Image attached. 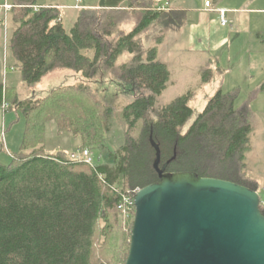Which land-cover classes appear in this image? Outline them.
<instances>
[{"label":"trees","instance_id":"trees-1","mask_svg":"<svg viewBox=\"0 0 264 264\" xmlns=\"http://www.w3.org/2000/svg\"><path fill=\"white\" fill-rule=\"evenodd\" d=\"M112 1L78 7L66 31L59 6L10 0L11 68L32 95L20 99L0 80V109L4 100L3 111L16 114L12 122L24 121L18 151L0 161V264H125L134 211L123 219L111 184L133 194L159 181L158 171H189L261 189L246 170V156L252 149V104L264 83L239 105L240 87H234L219 88L201 112L190 105L193 91L159 106L170 71L155 45L167 31L185 26L186 11L156 10L168 0ZM216 63L214 58L200 66L201 87L222 75ZM59 70L79 73L80 80L36 97L35 88ZM99 77L115 83L130 101L121 109V144L92 168L63 150L47 151L44 142L53 120L58 133L79 138V150L105 144L116 108L92 88ZM259 208L264 215L261 199Z\"/></svg>","mask_w":264,"mask_h":264},{"label":"rangeland","instance_id":"rangeland-1","mask_svg":"<svg viewBox=\"0 0 264 264\" xmlns=\"http://www.w3.org/2000/svg\"><path fill=\"white\" fill-rule=\"evenodd\" d=\"M4 1L5 0H0V3ZM80 1L81 2L78 3L77 0H40V3H57L61 9L63 27L66 31H69L77 15L78 7L84 5L93 6L113 4L112 2H114L112 0ZM168 1H170V5L168 6L169 9L182 8L186 11L188 26L183 30L182 37H180V40L176 42V44L174 42L175 36H172L173 33H168L166 35L164 32L166 35L163 38L164 41L155 45L158 51V59L166 63L171 74L166 88L157 97V104L159 106L167 104L175 97L188 91H193L194 95L190 100V105L195 112H201L205 108L208 99L214 96L219 88L222 92H226L234 87H240V95L236 101V105H239L241 101L247 97L249 90L264 83V33L262 38L263 41L258 43L259 55L260 58H262L258 59V61L253 60V56L257 54L256 50L249 51L250 48H257L258 45L255 40L251 41L247 34V30H253L256 32L257 27L264 32V0H217V8H231L230 6H235L239 10L257 9L260 14L256 13L250 16L248 13H237L235 15L238 19L235 20L234 23L228 24L225 28L219 26V22L216 18L217 15L210 14L208 18L211 25V35L208 40H203L201 43H198V41H191L190 38L186 39L187 46H210L209 51H206L205 55L207 57L209 56V59L215 58V60H217L216 64L218 65V69L223 72L222 75L214 76L209 84L202 87L200 86L199 71H196L195 69L187 71L186 69L182 70L180 68L178 63L184 58L182 55L179 56L180 52L178 49L183 44L182 39L184 37L185 40L189 28L191 29V25L201 23L199 8H202L204 0ZM210 1L212 3L214 2V0ZM8 2H10V0H8ZM253 16L260 19L259 24ZM213 20L216 24H214ZM231 26L232 31H230ZM233 30L236 32L233 33ZM243 30L246 35H244ZM9 35L10 22L8 21L5 68L3 67V41H1L0 45V80H2L5 87L15 88L18 91L20 99H25L30 97L32 92L23 85L20 72L13 68L11 69L12 65L8 48ZM172 44L173 47L167 48ZM152 45H154L152 41H147V46ZM261 54L263 55L261 56ZM201 59L204 61V56H197V53H195V55L189 59L192 63L191 68H194L193 65L196 64L194 63L195 61H200ZM250 61L252 62L251 64ZM205 63H207V61H205ZM203 64L204 63H202V65ZM216 67L217 66H215V68ZM212 69H214V66ZM249 71L254 75L252 81L249 80ZM79 80V73L68 70L54 71L48 74L35 88V96L42 97L53 88L66 84H73ZM91 86L103 97L112 100L116 108L114 115L107 122L108 131L105 135V144L99 149H89L93 154L95 161L101 164L103 162V155L106 154L108 150L114 151L122 142L125 125L121 116V109L130 101V99L127 95L119 92L116 84L108 78L99 77L93 80ZM7 105L8 104L3 100L2 109H0V133L3 128L5 131V146L10 153H15L18 151L21 144L24 131V121L19 117L17 121L12 122V120L15 119L16 114L9 111L4 112L3 110ZM252 110L254 111L253 127L252 131L249 133L252 149L246 156V170L250 175L254 176L260 181V183H262L264 180V91L257 93V97L252 104ZM52 132L56 134L54 137L49 136ZM79 145V138L70 133H58L56 123L53 120L47 122L44 142L47 151L54 152L56 150H63L69 154L79 150ZM56 147L59 149H56ZM6 154L0 153L1 162L6 163L9 161L10 158L8 157V154ZM258 194L260 199L264 200V190L262 188Z\"/></svg>","mask_w":264,"mask_h":264},{"label":"water","instance_id":"water-1","mask_svg":"<svg viewBox=\"0 0 264 264\" xmlns=\"http://www.w3.org/2000/svg\"><path fill=\"white\" fill-rule=\"evenodd\" d=\"M158 176L133 196L125 264H264L258 192L189 171Z\"/></svg>","mask_w":264,"mask_h":264},{"label":"crops","instance_id":"crops-1","mask_svg":"<svg viewBox=\"0 0 264 264\" xmlns=\"http://www.w3.org/2000/svg\"><path fill=\"white\" fill-rule=\"evenodd\" d=\"M81 2V1H80ZM216 3H217V0H214V2L212 3V5H211V7L210 8H207V7H205L204 6V2H203V6H202V8H199V11H200V14H201V23L200 24H192L191 25V29L189 28V30H188V33H187V36H186V38H185V40H184V37H183V39H182V41H183V44L180 46V48L178 49V51L180 52V54H179V56H181L182 55V57L184 58L182 61H180L178 64H179V66H180V68L182 69V70H191V69H195L196 71H198L199 70V68H200V66L202 65V63H205V61H208V60H210L206 55H205V53H206V51H209V47L210 46H200V47H195V46H193V45H190V46H187V44H186V39L187 38H190V40L191 41H198V43H201L203 40L204 41H206V40H208V38H209V36L211 35V25H210V23H209V18H208V16L211 14V15H217V13H216V9H225L226 10V18L228 19V24H232V23H234V21L235 20H237L238 18L236 17V15L235 14H237V13H248V14H250V16L251 15H254V14H260V12H259V10H257V9H244V10H239V9H237V7H235V6H230L231 8H217V6H216ZM42 5H47V6H49V5H52V6H59L57 3H44V4H42ZM170 5V1H168V6ZM78 10V9H77ZM173 10H184V9H182V8H180V9H173ZM185 11V10H184ZM203 14V15H202ZM186 16H187V13H186ZM250 16H249V18H250ZM254 17V16H253ZM216 18H217V20H218V17L216 16ZM254 19L256 20V22L259 24L260 23V19L258 18V17H254ZM213 22H214V24H216V22L213 20ZM219 22V21H218ZM209 23V24H208ZM227 24V25H228ZM226 25V26H227ZM187 26H188V21H186V24H185V26L182 28V29H180V30H178V31H167L166 32V35L168 34V33H170V34H172L173 33V35L172 36H175V44H176V42H178L179 40H180V37H182V32H183V30H185L186 28H187ZM219 26L220 27H222V28H225L226 26H221L220 25V23H219ZM232 26L230 27V31H232ZM247 30V29H246ZM253 31V30H252ZM251 30H247V34H248V36H249V39L252 41V40H255L256 41V43H257V48H255V47H252V48H250V50L249 51H254V50H256V55L255 56H253V60H255V61H258V59H262V58H260V53H259V44L258 43H261L262 41H263V33L264 32H262L261 30H259V28L257 27L256 28V32H252ZM234 32H236V31H234L233 30V33ZM243 33H244V35H246L245 34V31L243 30ZM242 33V34H243ZM165 35V36H166ZM184 36V35H183ZM162 41H164V40H162ZM174 44V43H173ZM173 44L171 45V46H168L167 48H169V47H173ZM208 44V43H207ZM200 51V52H199ZM195 53H197V56H200V55H202V56H204V61L201 59L200 61H195L194 63H196L195 65H193V67L194 68H191L192 67V63H191V61L189 60L192 56H194L195 55ZM192 54V55H191ZM263 54H261V56H262ZM208 58V59H207ZM214 58V57H213ZM252 62L250 61V64H251ZM262 69V68H261ZM260 69V70H261ZM186 71V72H187ZM263 72H264V68H263ZM171 75V74H170ZM248 76H249V80L250 81H252L254 78H253V73H251L250 71H249V74H248ZM258 86H256L255 88H257ZM252 89H254V88H252ZM49 133V132H48ZM56 134L54 133V132H52L49 136L50 137H54ZM56 149H59L58 147H56ZM257 181L259 182V184H260V187L264 190V180H263V182L262 183H260V181L257 179ZM263 202H264V200H263Z\"/></svg>","mask_w":264,"mask_h":264},{"label":"built area","instance_id":"built-area-1","mask_svg":"<svg viewBox=\"0 0 264 264\" xmlns=\"http://www.w3.org/2000/svg\"><path fill=\"white\" fill-rule=\"evenodd\" d=\"M79 3L80 0H77ZM212 5V2L210 0H204V6L207 8H210ZM13 8V5L8 2V0H5L4 2L0 3V45L1 41H3V67L5 68V48H6V35L8 30V21L10 12ZM37 7H35L36 9ZM168 2L163 1L162 3L158 4L156 6V10H168ZM218 21L221 26H226L228 24V19L226 18V10L225 9H216ZM12 69V68H11ZM4 84V83H3ZM0 149H3L8 155L10 154L9 150L5 146V131L2 128V131L0 133ZM69 157L73 160H77L79 162L85 163L92 168H95L97 165V162L95 161L93 154L89 149H80L75 152L69 153ZM98 177L103 182L105 181V175L98 173ZM111 189L119 194V200H118V209L120 210L121 216L123 219H127L131 216L132 211H134V199L133 196L137 190H134L133 194H130L128 192H121L119 191V188L116 184L110 185Z\"/></svg>","mask_w":264,"mask_h":264}]
</instances>
